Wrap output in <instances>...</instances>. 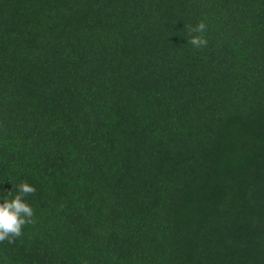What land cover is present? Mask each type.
<instances>
[{
  "label": "trees",
  "instance_id": "16d2710c",
  "mask_svg": "<svg viewBox=\"0 0 264 264\" xmlns=\"http://www.w3.org/2000/svg\"><path fill=\"white\" fill-rule=\"evenodd\" d=\"M21 182L0 264H264V0H0V197Z\"/></svg>",
  "mask_w": 264,
  "mask_h": 264
},
{
  "label": "clouds",
  "instance_id": "9594fccd",
  "mask_svg": "<svg viewBox=\"0 0 264 264\" xmlns=\"http://www.w3.org/2000/svg\"><path fill=\"white\" fill-rule=\"evenodd\" d=\"M206 24L200 21L192 31L189 43L194 48L205 47L208 43L204 37ZM36 193V188L27 182H21L15 189V194L0 197V243H12L15 238L23 234V229L28 224L35 223V213L26 197ZM11 197V198H9Z\"/></svg>",
  "mask_w": 264,
  "mask_h": 264
}]
</instances>
